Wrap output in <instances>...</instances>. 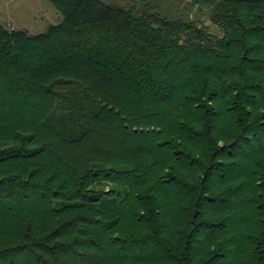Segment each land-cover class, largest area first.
Returning a JSON list of instances; mask_svg holds the SVG:
<instances>
[{"label": "trees", "instance_id": "1", "mask_svg": "<svg viewBox=\"0 0 264 264\" xmlns=\"http://www.w3.org/2000/svg\"><path fill=\"white\" fill-rule=\"evenodd\" d=\"M0 24V264H264V0H48Z\"/></svg>", "mask_w": 264, "mask_h": 264}, {"label": "rangeland", "instance_id": "2", "mask_svg": "<svg viewBox=\"0 0 264 264\" xmlns=\"http://www.w3.org/2000/svg\"><path fill=\"white\" fill-rule=\"evenodd\" d=\"M104 1L124 7L150 3L169 18L183 16L196 19L207 25L211 32L216 33L215 27L207 19L206 10L192 6L188 0ZM60 19V14L48 0H0V24L10 29H23L30 35H36L43 32L49 25L58 23Z\"/></svg>", "mask_w": 264, "mask_h": 264}]
</instances>
